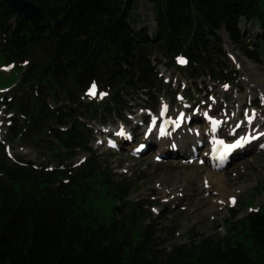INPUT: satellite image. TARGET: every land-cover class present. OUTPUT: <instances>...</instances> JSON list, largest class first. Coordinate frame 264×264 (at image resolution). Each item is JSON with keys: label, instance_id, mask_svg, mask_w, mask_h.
<instances>
[{"label": "trees", "instance_id": "16d2710c", "mask_svg": "<svg viewBox=\"0 0 264 264\" xmlns=\"http://www.w3.org/2000/svg\"><path fill=\"white\" fill-rule=\"evenodd\" d=\"M29 1L47 18L28 21L0 0V53L25 64L3 104L12 123L0 139V264H261L251 254L256 250L264 261V204L228 221L222 240L167 251L147 202H127L128 187L111 181L92 155L84 164L73 161L93 153L96 117L121 118L138 101L155 110L156 91L165 85L160 65L193 80L184 98L201 91V78L236 84L220 33L262 62L264 0H146L156 24L152 36L148 27L131 25L140 0ZM243 23L256 25L250 37ZM13 144L34 148L36 161L9 157ZM105 185V197L122 207L101 224L91 207Z\"/></svg>", "mask_w": 264, "mask_h": 264}, {"label": "rangeland", "instance_id": "374dc122", "mask_svg": "<svg viewBox=\"0 0 264 264\" xmlns=\"http://www.w3.org/2000/svg\"><path fill=\"white\" fill-rule=\"evenodd\" d=\"M138 4L135 22L131 25L136 29L148 27L149 35L152 36L156 29L153 8L146 0H140ZM242 25L246 35L248 32L253 34L256 31L254 24ZM220 35L229 65L239 74L236 84L225 86L214 84L208 78H201L202 80H198L201 91H192L190 96L188 94L183 100L178 93L184 89L192 90L193 80L173 68L160 65V74L166 82L161 86L160 91H156L159 96L156 112L143 110L147 105L138 101L130 102L131 107L122 111L121 118L96 117L92 124L105 126L97 127L92 144L93 153L82 154L73 161L84 164L92 155L97 167H101L111 181L120 182L128 187L130 196L127 202H147L145 208L152 213L151 221L156 225L155 233L165 241L162 248L167 251L183 244H190L192 241L224 239L227 236L228 221L246 217L264 201V60L255 62L249 59L238 45L229 41L224 31H221ZM23 69V65L7 62L0 53V138L2 139L8 134L9 122L12 123L2 103L5 102V95L10 98L8 92L17 86ZM201 81H205L206 84ZM193 107H199L197 113H193ZM163 108L168 109L170 117L177 113L189 115V124L193 123V126H187V131L191 136L193 134L202 141V145L199 143L198 148H192L193 153H190L191 149H187L185 153L182 151V142L187 137L185 130L172 140L179 143L180 153L171 150L172 141L169 140L162 146L167 150L164 152L166 158L156 161V155L161 147L157 144L153 132L149 135L153 142V148L149 153L146 155L136 153L139 143L148 139L144 135L147 123L151 118L158 116ZM206 110L224 123L219 136H229L232 129L241 124L248 126L254 136L258 134L262 138L259 142L238 152L235 160L226 168L210 167L205 160H202L205 158L204 154L206 156L208 153V141L205 135L208 121L202 117V113ZM85 115L87 118L90 116L89 113ZM111 131L116 135L124 131L127 137L133 136L130 139L132 142L123 144L118 151L108 150L106 137ZM262 140L263 142H260ZM11 147L15 156L26 162L36 161L37 154L34 148L20 144H13ZM44 161H48V164L51 162L50 159ZM208 172L225 173L222 181L228 190L227 193L222 195L215 182L206 181ZM101 189L103 194L92 202L91 209L101 224H108L117 208L122 205L110 194L105 197L104 193L109 190L107 185L101 186ZM122 210L125 213L128 211L126 206ZM236 212L238 216L233 219V213ZM149 223L150 220H146L145 224ZM247 246H250L249 242ZM251 257L264 264L256 250L252 252Z\"/></svg>", "mask_w": 264, "mask_h": 264}, {"label": "bare ground", "instance_id": "6f19581e", "mask_svg": "<svg viewBox=\"0 0 264 264\" xmlns=\"http://www.w3.org/2000/svg\"><path fill=\"white\" fill-rule=\"evenodd\" d=\"M185 123H186V121H185ZM220 125L221 126H223L224 125V123L223 122H220ZM183 127H185V136H187V137H185V140L182 142V151L185 153V152H187V149H191L190 150V153H193L192 152V148H198L199 147V143H200V145H202V141L200 140V138H197V137H195L193 134H192V136H191V133L189 132V131H187V126H182V128ZM209 129V133H208V135H207V137H208V140L209 139H211L212 137L213 138H216V136H214V134L212 133V128H211V124L210 123H208V125L206 126V130H205V132H207V130ZM184 132V131H183ZM242 134V132L240 131L239 133H238V135H241ZM170 138V137H169ZM169 138H166V139H164V140H160L159 142H158V144L161 146V149H160V147H159V149H160V151L162 152V153H164L165 151H167V150H165V148H162V146H164V143L166 142H168L169 140ZM259 142V141H258ZM260 142H263V140L262 141H260ZM184 149H186V150H184ZM238 152V151H237ZM236 152V153H237ZM167 153V152H166ZM180 153V152H179ZM205 159L208 161L209 159H208V157H205ZM224 176H225V173H215V172H208L207 174H206V181H208V180H212V183H214L215 182V184L217 185V187L219 188V190H220V193L222 194V195H224L225 193H227L228 192V190H227V188H226V186L224 185V183H223V181H222V178H224ZM213 202H215V201H213ZM216 203V202H215ZM215 203H213V205H215ZM211 208V207H210Z\"/></svg>", "mask_w": 264, "mask_h": 264}, {"label": "water", "instance_id": "95a60500", "mask_svg": "<svg viewBox=\"0 0 264 264\" xmlns=\"http://www.w3.org/2000/svg\"><path fill=\"white\" fill-rule=\"evenodd\" d=\"M9 5L14 12L22 15L28 21L47 18L43 8L29 0H9Z\"/></svg>", "mask_w": 264, "mask_h": 264}, {"label": "snow or ice", "instance_id": "6c2138e0", "mask_svg": "<svg viewBox=\"0 0 264 264\" xmlns=\"http://www.w3.org/2000/svg\"><path fill=\"white\" fill-rule=\"evenodd\" d=\"M178 62L181 63V64H183V63H186L187 61L184 60L183 58H181Z\"/></svg>", "mask_w": 264, "mask_h": 264}]
</instances>
